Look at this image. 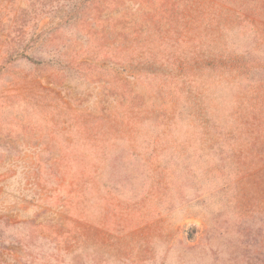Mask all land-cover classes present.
<instances>
[{"label":"rangeland","instance_id":"1","mask_svg":"<svg viewBox=\"0 0 264 264\" xmlns=\"http://www.w3.org/2000/svg\"><path fill=\"white\" fill-rule=\"evenodd\" d=\"M0 264H264V0H0Z\"/></svg>","mask_w":264,"mask_h":264}]
</instances>
